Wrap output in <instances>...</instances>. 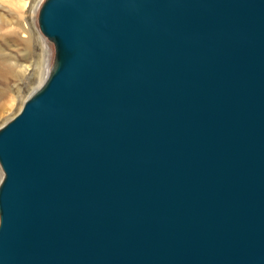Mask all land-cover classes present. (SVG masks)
I'll use <instances>...</instances> for the list:
<instances>
[{
  "label": "water",
  "instance_id": "1",
  "mask_svg": "<svg viewBox=\"0 0 264 264\" xmlns=\"http://www.w3.org/2000/svg\"><path fill=\"white\" fill-rule=\"evenodd\" d=\"M37 26L0 264H264V0H44Z\"/></svg>",
  "mask_w": 264,
  "mask_h": 264
},
{
  "label": "rangeland",
  "instance_id": "2",
  "mask_svg": "<svg viewBox=\"0 0 264 264\" xmlns=\"http://www.w3.org/2000/svg\"><path fill=\"white\" fill-rule=\"evenodd\" d=\"M20 1L27 2L24 8L0 1V15L6 21L0 25V35L12 30L16 38L10 43V36H5L9 45L0 38V54L5 57L0 60V68L5 61L12 64L10 73L0 71V126L18 112L23 101L42 83L43 71L46 73L51 66L54 55L52 42L41 35L37 26V12L44 0ZM26 40L28 46L23 42ZM1 177L0 170V180Z\"/></svg>",
  "mask_w": 264,
  "mask_h": 264
},
{
  "label": "bare ground",
  "instance_id": "3",
  "mask_svg": "<svg viewBox=\"0 0 264 264\" xmlns=\"http://www.w3.org/2000/svg\"><path fill=\"white\" fill-rule=\"evenodd\" d=\"M0 1H2V0H0ZM7 3H9V4H18V5H21L23 8L26 6V4H27V2H21L20 0H5ZM10 6V5H9ZM18 7V6H17ZM40 7V6H39ZM18 14V13H17ZM4 23H6V21H4V19H3V17L0 15V25L1 24H4ZM7 35H0V38L6 43V45H9L10 43H14L15 41H16V38H15V34L13 33V31L11 30V31H7V33H6ZM42 35V34H41ZM5 36H10V43H9V38H7V37H5ZM43 36V35H42ZM44 37V36H43ZM46 38V37H45ZM47 39V38H46ZM49 40V39H48ZM50 41V40H49ZM24 42V44H26V46H28V41L26 40V41H23ZM11 57V56H10ZM5 59V57L3 56V54L1 53L0 54V60L1 59ZM4 61V60H3ZM2 61V62H3ZM10 61H5L4 63V65H3V67L2 68H0V71L2 72V73H10L11 71H12V64L11 63H9ZM53 62V61H52ZM1 63V62H0ZM52 65V64H51ZM51 67V66H50ZM50 67L48 68V70L46 71V73H44V71H43V69H42V71H43V77L41 78V81H40V83L41 82H43V80H44V78L46 77V75L48 74V72H49V70H50ZM23 68V70L25 71L27 68H25V67H22Z\"/></svg>",
  "mask_w": 264,
  "mask_h": 264
}]
</instances>
